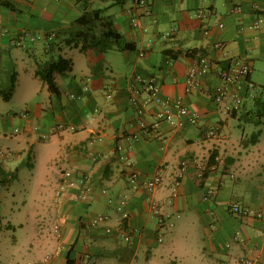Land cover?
<instances>
[{"label":"crops","instance_id":"obj_1","mask_svg":"<svg viewBox=\"0 0 264 264\" xmlns=\"http://www.w3.org/2000/svg\"><path fill=\"white\" fill-rule=\"evenodd\" d=\"M137 1L0 0V108L7 104L13 112L0 121V145L12 152L0 178L6 187L18 180L41 189L32 213L15 193L2 197L0 264H82L87 253L90 264H238L244 258L264 264V218L231 211L236 202L264 212V132L244 146L247 137L234 138L231 123L245 114L255 122L264 101L246 94L230 115L204 91H186L195 51L217 60L250 59V79L264 87V22L254 28L264 0H148L146 7ZM133 16L150 31L136 32ZM172 28L178 33L166 39ZM25 33L36 39H23ZM60 61L65 70L52 74L56 94L43 75ZM135 75L154 78L163 97H181L199 122L141 131L130 102ZM207 81L219 83L214 75ZM16 120L19 129L8 133ZM121 155L135 162L143 182L163 177L153 195L159 213L143 184L130 187ZM215 156L221 159L213 172ZM65 169L89 174L90 200L62 190ZM123 199L130 214L124 220ZM100 213L110 220L92 225Z\"/></svg>","mask_w":264,"mask_h":264},{"label":"built area","instance_id":"obj_2","mask_svg":"<svg viewBox=\"0 0 264 264\" xmlns=\"http://www.w3.org/2000/svg\"><path fill=\"white\" fill-rule=\"evenodd\" d=\"M33 1V0H28ZM148 0H138L137 5L146 7ZM204 16L202 11H199L197 17L202 19ZM131 24L136 32L148 33L150 31L146 24H143L140 19L133 16ZM262 22H264V15L257 21L254 28H260ZM223 27L222 24H220ZM178 28H172L164 37L166 39L174 37L178 33ZM204 34H209V28L207 26L202 27ZM27 36H31L32 39H36V36H32L31 33H25L22 35L23 39ZM54 36V35H52ZM144 52L140 55L144 56ZM254 71V64L248 58H226L223 60H217L207 54H199L193 57V62L188 69L186 77V91L191 93L195 90L204 91L210 101L216 106H225L226 111L232 115L236 111L240 110L243 105L246 94H251L253 97H257L264 101V87L257 86L250 78ZM216 76L219 79V83L216 85H210L207 81L210 76ZM137 85L133 88L130 98L131 105H133L140 117V129L141 131H148L150 128H158L163 122L169 123L175 127H183L186 123L197 124L200 120V115L190 109L181 97L170 98L163 97L161 93L160 85L154 78H147L142 75H135L134 77ZM110 96V95H109ZM149 115L153 116V121H148ZM212 130L210 134H214ZM137 138V136H136ZM12 152L9 149L0 146V169L4 163H6ZM121 161L125 163L126 171L128 175V183L131 188H138L142 184L145 190L149 193L151 209L152 211L159 213V204L154 200L153 195L161 188L163 184V177L160 174L154 175L142 181L141 174L136 168L135 162L128 155H121ZM220 156L215 157L209 169L216 172L219 167ZM197 173L200 178L205 175V167L198 163ZM187 169V164L183 165L181 175ZM62 190L66 192H74V197L78 201H88L91 199L94 192V185L90 182V176L86 173H76L72 169H65L62 172ZM5 183L0 178V202L2 200V193ZM107 192L106 189L103 190ZM219 189L210 190L211 195H217ZM121 212V218L127 219L130 217L129 212L126 210V200H121L118 207ZM231 211L241 215H252L257 218H264L263 211H255L253 209L244 208L239 203L231 204ZM110 216L100 213L93 220L92 225L96 226L101 223L108 222ZM164 228V226H163ZM1 229V225H0ZM55 234L61 236L60 225H55ZM106 232H113L111 226L106 227ZM164 234V231H163ZM126 241H131V237L127 234H123ZM162 240V237H160ZM240 241L244 239L240 238ZM51 254L46 256V261L50 260ZM90 254H85L82 259V264H90ZM238 264H254V261L250 258L241 259Z\"/></svg>","mask_w":264,"mask_h":264},{"label":"rangeland","instance_id":"obj_3","mask_svg":"<svg viewBox=\"0 0 264 264\" xmlns=\"http://www.w3.org/2000/svg\"><path fill=\"white\" fill-rule=\"evenodd\" d=\"M258 111H256L253 115L252 118H254L256 121L255 122H250L247 120V114H245L243 117L239 119H231V123L233 125L234 129V138L241 140L243 137H251L254 132H257L259 130H263L264 132V117L260 119L259 116L256 114ZM7 114L10 115L13 114L11 109H9V106L7 104H2L0 108V121L2 116H7ZM2 124L0 123V130H1ZM9 127V126H8ZM20 125L18 121L16 120L15 123L10 125L8 129V133H15L17 129H19ZM263 145H264V136H263ZM2 146V145H0ZM5 148V147H4ZM29 186V187H27ZM40 188H36L35 182L31 183L30 185H22L20 181L18 180L15 181L13 184V187H6L4 186L2 197L5 195L8 196V199H13L14 193L16 194L15 200L17 204L21 208H24L26 205L27 208H25L26 212L32 213V211L36 208L37 204L39 203V198H40Z\"/></svg>","mask_w":264,"mask_h":264},{"label":"trees","instance_id":"obj_4","mask_svg":"<svg viewBox=\"0 0 264 264\" xmlns=\"http://www.w3.org/2000/svg\"><path fill=\"white\" fill-rule=\"evenodd\" d=\"M3 3L6 4V5H8V6H10V4L7 3V2H5V1H3ZM199 54H205V53L204 52H197V51H195V52L192 53L191 56L199 55ZM61 63L62 62L60 61L59 63L50 66L49 67V70L47 71V73L43 75L44 78L48 81V83L50 85L51 91L54 92V93H56V94L59 93V90H58V88H57V86L55 84V81H54V78H53V75L52 74H53V72L55 70H62V71L65 70L64 67H61ZM262 108H263L262 111L264 112V103H263ZM263 117H264V114L262 115V117L260 119H262ZM262 132H263V130H259L257 132H254L251 137H249V138H247V139L244 140V142H243L244 146L254 145V144L258 143L259 140H260V137H261ZM215 157L213 158L214 162H215Z\"/></svg>","mask_w":264,"mask_h":264}]
</instances>
